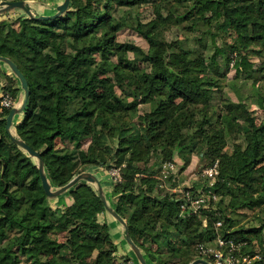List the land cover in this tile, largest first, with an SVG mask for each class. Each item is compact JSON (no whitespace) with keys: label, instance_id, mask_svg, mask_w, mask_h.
<instances>
[{"label":"trees","instance_id":"trees-1","mask_svg":"<svg viewBox=\"0 0 264 264\" xmlns=\"http://www.w3.org/2000/svg\"><path fill=\"white\" fill-rule=\"evenodd\" d=\"M167 1L159 0L149 32L137 18L134 23L110 17L114 0H70L69 8L54 18L3 14L0 55L19 67L29 91L23 118L13 121L15 134L40 153L52 186L91 166L125 162L122 180L113 183L111 195L148 264H188L203 256L196 244L214 243L217 221L224 238L241 242L240 252L259 254L249 264H264V119L256 123L243 100L224 102L215 118L207 108L219 87L218 76L227 72L218 62L227 47L237 54L236 68L246 73L244 79L251 78L244 51L264 58V0H175L184 5L181 12L167 7ZM106 17L110 29L101 27ZM128 25L144 35L147 49L115 40V31ZM170 25L186 38L167 42L163 30ZM215 32L222 41L230 35L233 43L222 47L204 41ZM188 35L199 45H210L212 54L204 61H187L194 49L186 42ZM111 55L133 82L121 77L109 61ZM259 70L264 75V66ZM104 71L113 72L127 92L119 95L113 86L99 90ZM0 76L14 80L2 68ZM5 87L14 99L19 88ZM139 103H148L149 110L135 121ZM255 104L264 113V95ZM11 107L0 110V264H120L109 226L99 220L105 207L97 189L81 181L71 190L69 204L53 205L41 185L37 162L5 130ZM122 117H128L123 124ZM238 119L243 120L241 127ZM240 134L245 144L233 143L224 152L225 142ZM85 139L90 141L86 150ZM176 152L184 161L181 169L194 152L219 159V173L208 187L219 194L215 206L211 200L210 208L180 217L182 200L157 191L163 181L174 178L160 181L156 173ZM244 208L256 213L258 224L238 226L230 213ZM203 216L208 222L199 228Z\"/></svg>","mask_w":264,"mask_h":264},{"label":"rangeland","instance_id":"rangeland-1","mask_svg":"<svg viewBox=\"0 0 264 264\" xmlns=\"http://www.w3.org/2000/svg\"><path fill=\"white\" fill-rule=\"evenodd\" d=\"M134 5L133 6H129L128 4L123 3L120 0H114V4L112 5L111 9H110V17H114L116 18L119 22L123 21L124 19H128V20H133L134 23L135 19H139L140 22H142L144 24V26L142 27V29L146 32H149V30L151 29V27L154 26L155 23H153V20L156 19L157 17V4L159 2V0H134ZM166 6L167 7H171L173 6L174 9L176 10V12H181L184 9V5L183 4H177L175 0H169L166 2ZM171 7V8H173ZM22 12L24 13L21 9H12V10H6L0 13V18H2V16L4 17L3 14H5L6 12L11 14V12ZM106 24H102L101 27L102 28H109L110 29V23H109V18L106 17L105 20ZM100 27V28H101ZM101 28V29H102ZM164 39L167 42H170L171 44H173L175 38H186V35L183 34V32H181L180 30H177V27L170 25V27H166L164 30ZM189 38L186 39V42H188L189 46H192L194 49L192 51V53L186 55V59L187 61H204L203 59H205L208 54H212L213 52V48L210 47V45H199L198 42L195 43V41L193 40V36H189ZM115 40L118 42H130V43H134L136 45H139L141 47H143L144 49L148 48V42L146 40V38L144 37V35H142V33H140L139 31L135 30L134 28H131L130 25L128 26H124L118 30L115 31ZM225 41L221 40L220 37V33H213L210 36L207 37V39H205V42H211L212 43H217L220 46L222 45V47H225L226 45H229L231 43H233V39L230 35H226L225 36ZM256 42V41H255ZM219 46V47H220ZM209 48V50H208ZM245 53H247V55L249 56V63H250V67H246L247 65H245L244 67L247 68V71H249L250 69V76L251 78L248 79H244L245 77V72L243 71V69H238L236 68V62L238 61V57L237 54L234 52H230L229 48H226L225 52H222L218 58V62L221 65V71L226 72L225 76H218L219 79V87L216 89V91H214V95L210 101V105L208 108L209 110V115L211 114L213 116V118H215V115L219 112L222 111L224 109V102H237L239 100H243L248 104V107L250 108V113L252 114V116L255 119L256 123H260L263 119H264V113L262 112L261 109H259V107H257V105L255 104L256 98L258 97L259 94L264 95V75H263V70H259L256 71L259 67L264 66V58L262 59L261 57H259L257 54H254L251 50L249 51H244ZM132 52H127V57L128 58H132ZM226 56H228V60L225 59ZM109 61H111V63L113 65H115L117 68H119V73L121 75V77L127 81V82H133V76L128 74V72L125 70V68H122V66L119 63V59L115 56V55H111L109 58ZM228 63V66L226 67L227 69L224 70V67L226 65V62ZM140 64V63H138ZM141 67H144L146 69H149V67L146 65V63H142L140 65ZM0 68H2L5 72H7L9 75L12 76V78L14 79L13 81H8L7 79L3 78L2 76H0V94L3 93H8L10 94L8 91V89L5 86H9V85H15L17 86L19 89L16 93V96L13 99V106H19L22 98H23V91L20 87V83L18 81V79L15 77V75L10 71L9 67L7 65H5L4 63L0 62ZM106 86H113V88L116 90V93L119 95H123L125 92V90L121 89V87H119L118 85V81L116 80V76L115 74H113V72L108 71V72H102L100 73V77L99 80L97 81V87L99 90H104V88ZM8 90V91H7ZM11 95V94H10ZM13 98V97H12ZM130 98V97H129ZM130 100V99H128ZM2 108L0 107V110ZM149 110V104L148 103H139L137 105V113L135 116H133L132 118L137 121L136 116L138 114H145L147 113ZM19 119H22L24 116V110L19 112L18 114ZM128 118V117H127ZM127 118L122 117L121 119V124H123L125 122V120H127ZM14 122H17L16 119H14ZM243 124V120L242 119H238L237 120V125H239V127H241ZM12 131L15 132L14 127L12 125ZM236 137H232L230 139L227 140V143L225 142V144L222 147V150L224 152H230L232 150V148L234 146H232L233 143L236 144H240V145H244L245 141H244V136L242 134L240 135H235ZM115 140V139H114ZM58 141H56L57 143ZM90 141L88 139H85L83 141L82 144V148L84 150H86L88 148V146H90ZM112 147L115 148V144L111 143L110 144ZM204 156V155H203ZM33 159L36 158L32 157ZM75 159H72L71 161H68V164H72V162H74ZM37 162V161H36ZM78 162V161H76ZM151 162V161H149ZM166 162H173L175 164V167L177 169H172V170H168L170 172H166V176H173V179H169L168 181H163V187L157 186L156 188L159 189L157 191L161 192L162 194H167V195H172L173 197H176L178 199H183L185 193L188 191H190L191 193H195V191H200L202 188H206L207 190V195L206 196H211V200H212V204L214 205V203L216 202V200L219 198V194H217L215 191L212 190V192H210L209 190V185L210 183H213V180H215V176L219 173V166H220V162L218 158H215L213 160L207 159V158H202L200 155H198V153L194 152L191 156H190V160L188 162V165H186L183 169H181L184 161L180 158L179 154L176 152V154L174 155L173 160L170 161H166ZM216 163V169H218V173H214V175L210 176L208 175V173H206V169H209V167H211L212 165H214ZM120 166H115L117 164H114V162L105 164V165H95V166H91L89 167L87 170L91 171L93 173H95L96 175H101L103 178L104 176H108L110 179V183H107L108 186L110 188L112 184L114 183L113 179L111 178L110 175V171L112 169L115 168H119V179L116 182H119L122 180V173L120 171V167L122 168L123 165H125V162H121ZM164 163L161 164V169L159 170V173H156L157 178L161 180L165 179L164 173L162 172V165ZM138 165L143 167V163L142 162H138ZM110 167V168H109ZM164 169V168H163ZM72 170H75V165L73 164L72 166ZM173 171V172H172ZM172 172V173H171ZM78 173H75L74 175H76ZM216 174V175H215ZM104 182H108V179H105ZM90 184V183H89ZM94 188L96 187L94 184H91ZM53 187H58L53 185ZM109 188V196L111 195V191ZM74 189V187H72L71 189H69L68 191H66L63 195L60 196H70V192L71 190ZM203 190V189H202ZM195 195V194H193ZM57 197H53L51 198V203L54 204V202H52V200H55ZM115 201V199H114ZM215 206V205H214ZM234 218L237 219V224L240 227H250L254 224H258L259 222V217L256 215V213L250 209H238L235 211H232L230 213ZM186 215V213H181L179 212V216L184 217ZM202 216V215H201ZM199 218V217H198ZM207 217L203 216L201 221V225L199 228H204L207 224ZM218 222V221H217ZM216 222V224H218ZM219 225L221 224V221H219ZM215 224V225H216ZM219 225H216L215 228V238H214V243L210 244L208 246H216V239L217 237L223 238L224 240H234L232 238H224V236H222V234L219 232ZM235 241V240H234ZM236 243H239L240 241H235ZM200 243L196 244V248ZM198 249V248H197ZM241 249V245L239 246V250L237 252L239 257H243V256H247L249 259V263H251V261L254 258H259V254L255 253L253 255H250L249 253H242L240 252ZM166 255V254H164ZM197 258V256L194 257V259ZM247 263V264H249ZM245 264V263H244Z\"/></svg>","mask_w":264,"mask_h":264},{"label":"water","instance_id":"water-1","mask_svg":"<svg viewBox=\"0 0 264 264\" xmlns=\"http://www.w3.org/2000/svg\"><path fill=\"white\" fill-rule=\"evenodd\" d=\"M70 6V0H62L61 3H59L55 7V12L51 14H39L36 15L34 14L30 7L26 4L25 0H0V13L6 10H12V9H21L24 13H26L27 16L31 18H37V19H43V18H54L63 12H65ZM0 62L4 63L7 65L10 69V71L15 75V77L18 79L20 83V87L23 91V98L19 106H12L10 108V111L8 114L5 116V130L6 132L10 135V137L13 139V141L18 144L21 148H23L26 152L31 157H35L37 161V168L39 171V176L41 180V185L49 197H58L60 195H63L66 191L74 187L77 183L83 181L86 183L94 184L98 191V195L101 198L105 209L113 215L119 222H121L124 226L125 230V238L129 246L131 247L135 257L141 264H148L145 256L143 255L141 249L135 242L132 240L126 220L117 212V210L114 207L109 206L107 203L105 193L103 191V187L101 184L100 179L98 176L88 170H84L79 172L78 174L74 175L67 183L58 186V187H53L50 183L49 178L47 177V174L45 172V167H44V161L40 155L39 152L36 150L32 149L26 142H24L22 139L18 138L15 134V132L12 131V125L15 116L23 111L26 107L27 101H28V96H29V91H28V82L27 79L25 78L24 74L22 71L19 69V67L14 63L13 60H11L7 56H2L0 55ZM188 264H210L207 260H205L202 257H197L193 260H191Z\"/></svg>","mask_w":264,"mask_h":264},{"label":"built area","instance_id":"built-area-1","mask_svg":"<svg viewBox=\"0 0 264 264\" xmlns=\"http://www.w3.org/2000/svg\"><path fill=\"white\" fill-rule=\"evenodd\" d=\"M13 98L10 94L3 93L0 94V107H11L13 106ZM162 172L165 177L166 172H170L168 170L177 169L173 162H164L162 165ZM208 175L212 176L217 172L216 163L209 167V169L205 170ZM173 172V171H172ZM171 172V173H172ZM111 178L114 182L119 179V168L112 169L110 171ZM195 193H191L187 190L185 193L181 205L180 210L181 213H193L197 212L200 208L207 209L211 206V196H206L207 194L200 191H195ZM195 194V195H193ZM219 225V221L217 222ZM241 242L236 243L234 240H227L220 237L216 239V246H208L200 243L198 245L199 251L202 253L205 260H207L210 264H247L249 263V259L247 256L239 257L237 252L239 250V246ZM120 264H132L130 260H120Z\"/></svg>","mask_w":264,"mask_h":264},{"label":"crops","instance_id":"crops-1","mask_svg":"<svg viewBox=\"0 0 264 264\" xmlns=\"http://www.w3.org/2000/svg\"><path fill=\"white\" fill-rule=\"evenodd\" d=\"M61 2L62 0H26V4L30 7L31 11L36 15L51 14L55 12V7ZM17 12L13 11L11 12V14H15ZM16 116L15 119L19 120V117L17 116L16 118ZM97 176L101 181L107 203L109 204V206L115 208L114 206L115 196H109L110 187L107 184L110 183L109 177L104 176L103 178L101 175L100 176L97 175ZM105 179H108V182H104ZM110 185L112 187V184ZM71 201H72L71 196H58L55 200H52V202H54L53 205H59V206L67 205ZM99 220L107 222L109 226V232L111 234L114 243L116 244L115 259L119 261V260H123L124 258H128V260H130L132 264H141L135 257L131 247L126 241L123 224L119 222L113 215H111L106 209L99 213Z\"/></svg>","mask_w":264,"mask_h":264}]
</instances>
